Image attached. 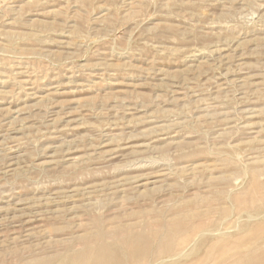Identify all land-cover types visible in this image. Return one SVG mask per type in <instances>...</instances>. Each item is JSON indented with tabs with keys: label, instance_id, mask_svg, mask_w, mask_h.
Returning a JSON list of instances; mask_svg holds the SVG:
<instances>
[{
	"label": "rangeland",
	"instance_id": "obj_1",
	"mask_svg": "<svg viewBox=\"0 0 264 264\" xmlns=\"http://www.w3.org/2000/svg\"><path fill=\"white\" fill-rule=\"evenodd\" d=\"M37 263L264 264V0H0V264Z\"/></svg>",
	"mask_w": 264,
	"mask_h": 264
},
{
	"label": "bare ground",
	"instance_id": "obj_2",
	"mask_svg": "<svg viewBox=\"0 0 264 264\" xmlns=\"http://www.w3.org/2000/svg\"><path fill=\"white\" fill-rule=\"evenodd\" d=\"M88 249L90 250V248H88ZM85 250H86V249H85ZM92 251H93V250H92ZM84 252H86V251H84ZM82 253H83V252H82ZM86 255H87V254H86ZM84 256H85V255H84ZM81 257H83V256H80V258H78V259H79V262H82V260L80 261ZM75 258H76V257H75ZM75 258H74V259H75ZM92 258H93V257H92ZM84 259H85V258H83V260H84ZM94 259H95V258H94ZM76 260H77V259H76ZM88 260H89V258H88ZM88 260H87V262L90 261V260H89V261H88ZM109 260H110V259H109ZM85 261H86V259H85ZM113 261H114V260H113ZM119 261H122V260H119ZM32 262H33V261H32ZM92 262H93V261H92ZM45 263H46V262H45ZM110 263H111V262H110ZM112 263H113V262H112ZM37 264H38V263H37ZM86 264H87V263H86ZM108 264H109V263H108Z\"/></svg>",
	"mask_w": 264,
	"mask_h": 264
}]
</instances>
